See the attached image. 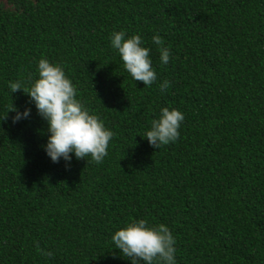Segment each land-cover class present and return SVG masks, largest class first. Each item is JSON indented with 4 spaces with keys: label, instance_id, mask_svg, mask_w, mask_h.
<instances>
[{
    "label": "trees",
    "instance_id": "trees-1",
    "mask_svg": "<svg viewBox=\"0 0 264 264\" xmlns=\"http://www.w3.org/2000/svg\"><path fill=\"white\" fill-rule=\"evenodd\" d=\"M5 1L0 119L31 111L0 122V264H131L111 238L141 219L170 229L176 264H264V0ZM119 31L150 49L152 85L125 69ZM41 59L115 134L103 162L46 154L47 121L9 88ZM165 107L184 120L157 149L145 133Z\"/></svg>",
    "mask_w": 264,
    "mask_h": 264
},
{
    "label": "clouds",
    "instance_id": "clouds-1",
    "mask_svg": "<svg viewBox=\"0 0 264 264\" xmlns=\"http://www.w3.org/2000/svg\"><path fill=\"white\" fill-rule=\"evenodd\" d=\"M111 45L118 50L125 69L135 81L143 82L150 86L157 79L152 67L150 49L142 46V38L133 35L126 38L124 31L114 32ZM153 43L160 46V60L168 64L170 51L163 46L159 35L152 37ZM39 78L32 83L30 88L22 87L21 82H10L11 93L23 90L35 106L39 115L47 121L48 142L44 147L46 154L52 162L58 163L61 158L70 167L74 153L77 160L91 157L99 164L108 154L110 140L114 133L107 129L103 121L94 114H90L84 105L76 99L77 90L66 77L63 67L52 64L47 59H41L38 64ZM169 82L164 81L160 88L167 90ZM30 109L23 113L11 104L6 115L0 122H6L9 112H15L12 123L15 124L22 118L30 115ZM184 115L177 109L165 107L161 110L159 119L152 122L151 130L145 133L149 144L159 149L162 145L175 142L180 136V127ZM88 161V160H87ZM89 162V161H88ZM115 249H119L124 257L131 260V264H176L175 239L170 229L164 224L148 226L146 220L129 223L112 236ZM37 251L42 250L37 245ZM51 256V252L44 253Z\"/></svg>",
    "mask_w": 264,
    "mask_h": 264
},
{
    "label": "rangeland",
    "instance_id": "rangeland-1",
    "mask_svg": "<svg viewBox=\"0 0 264 264\" xmlns=\"http://www.w3.org/2000/svg\"><path fill=\"white\" fill-rule=\"evenodd\" d=\"M1 1H2L5 5H7L5 0H1Z\"/></svg>",
    "mask_w": 264,
    "mask_h": 264
}]
</instances>
